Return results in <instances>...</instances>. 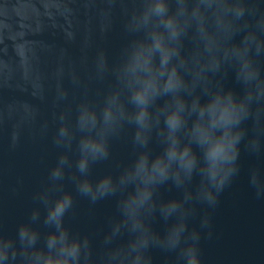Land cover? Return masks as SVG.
Wrapping results in <instances>:
<instances>
[{"label": "clouds", "instance_id": "obj_1", "mask_svg": "<svg viewBox=\"0 0 264 264\" xmlns=\"http://www.w3.org/2000/svg\"><path fill=\"white\" fill-rule=\"evenodd\" d=\"M103 5L102 31L118 22L120 46L98 50L85 81L72 77L79 98L58 92L56 162L26 220L0 230V264H154V250L163 264H202L241 146L259 161L248 182L264 200V0ZM80 200L111 205L98 228L71 227Z\"/></svg>", "mask_w": 264, "mask_h": 264}, {"label": "water", "instance_id": "obj_2", "mask_svg": "<svg viewBox=\"0 0 264 264\" xmlns=\"http://www.w3.org/2000/svg\"><path fill=\"white\" fill-rule=\"evenodd\" d=\"M103 7V0H0V230L7 234L26 220L33 193L56 162L53 114L66 106H56L58 92L79 98L72 77L85 81L97 51L111 57L120 46L118 22L102 31ZM226 86L238 90L232 80ZM241 149L240 173L212 214L213 237L201 240L202 264H264V200L248 182L249 168L259 161ZM113 152L122 159L126 148L115 143ZM110 210L108 203L90 210L80 200L71 227L92 231ZM193 223L198 227V220ZM152 255L154 264H163L164 254Z\"/></svg>", "mask_w": 264, "mask_h": 264}]
</instances>
